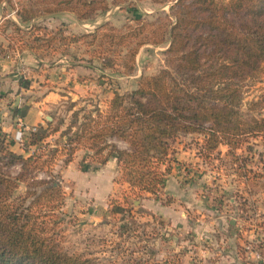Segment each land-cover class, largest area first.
Listing matches in <instances>:
<instances>
[{
    "label": "trees",
    "instance_id": "1",
    "mask_svg": "<svg viewBox=\"0 0 264 264\" xmlns=\"http://www.w3.org/2000/svg\"><path fill=\"white\" fill-rule=\"evenodd\" d=\"M148 1L157 9L128 16L125 31L104 22L96 25L94 17L112 6L133 13L142 0H0V32L19 50L45 47L54 52L58 40L66 51L82 41L104 66L124 58L121 63L132 69L142 45H167L166 67L141 74L134 89L114 92L104 107L74 109L78 100H69L64 129L62 119L46 120L47 126H38L23 145L26 152L35 147L29 155L12 152L0 140V264H99L69 254L56 231L66 194L54 166L59 161L66 168L78 150L84 149L94 163L105 164L114 156L118 181L137 197L163 187L172 143L182 136H198L202 146L197 154L208 160L217 158L220 144L226 145L227 157L241 172H249L237 150L247 136L264 132V116L243 117L241 94L243 83L264 64V0ZM62 13L93 28L70 37L35 23ZM3 165L18 166V171L4 172ZM39 172L45 176L38 177ZM20 183L26 189L17 194Z\"/></svg>",
    "mask_w": 264,
    "mask_h": 264
},
{
    "label": "rangeland",
    "instance_id": "2",
    "mask_svg": "<svg viewBox=\"0 0 264 264\" xmlns=\"http://www.w3.org/2000/svg\"><path fill=\"white\" fill-rule=\"evenodd\" d=\"M157 7L148 0H142L133 10V13L127 12V9L119 6H112L106 13L97 14L94 17V24L104 22L126 31L127 25L131 23L128 16H140L143 12L151 13ZM163 9L167 11L168 6L163 7ZM35 23L46 25L49 28H59L63 35L70 37L71 35H80L93 28L89 22H76L68 13L40 18ZM7 32L11 33V29L9 28ZM43 43V40L39 41V44L43 45ZM62 43L63 41H55V46L58 49L54 52L45 47L37 52H31L40 63L42 60L44 63H53L62 59V61L67 60L70 67L80 65L87 74L78 75L76 78L77 80L88 79L89 88L83 92L81 90L71 92L63 104L58 106L56 121L63 119V117L68 121L71 114V111H68L69 100H78L74 109L81 106L90 109L93 104L104 107L114 92L122 94L134 89L141 74H155L166 67L164 50L167 45L165 43L142 45L135 56L132 69L121 63L124 58H116L115 64L111 67L104 66L103 59L92 54L91 49L93 47H87L82 41L70 44V48L66 51ZM12 49L19 50L14 47ZM125 52L126 48H123V53ZM241 99L243 117L264 116V64L254 77L243 83ZM251 102L258 104L250 105ZM53 111L52 108L48 113ZM196 138H198L196 135L177 138L172 143V151H177V148H191ZM245 141H247L243 144L245 147L243 154L244 160L246 159L245 164L253 163L254 160L251 159L256 157L255 161L261 165V171L264 173V132L256 138L247 136ZM78 156L81 157L79 158L81 161L76 167L71 168L67 181L62 178L61 172L64 168H60L61 163L57 161L54 166L55 173L60 172L59 181L66 194L62 208L64 214L61 216L63 219L57 225L56 230L64 249L69 254L93 258L99 264H183L182 254L190 244L196 243L194 238H191L190 234H180L174 227L165 229V220L147 212L143 204L149 202L145 200L144 196L132 195L127 184L118 181L119 174L117 171H114L113 174L112 170H105L107 167H104V164L94 163L86 159L84 149ZM210 159L203 158L208 163L206 168H210V166L214 168L213 174L216 175L217 172L223 174L224 171L230 169L228 159L225 158L226 160L221 161L214 158ZM183 161L182 165L189 172L203 169V164L198 167L196 166L198 163ZM200 163L202 162L200 161ZM246 169L249 168L246 167ZM2 170L15 174L18 171V166L7 167L3 165ZM37 175L43 177L45 173L39 172ZM259 186L263 188L262 184ZM25 189V184L20 183L17 194H22ZM163 200L167 204L173 202L172 197H165ZM100 208L106 209L107 212L103 221L97 218V214H93L97 211L98 215L101 216Z\"/></svg>",
    "mask_w": 264,
    "mask_h": 264
},
{
    "label": "crops",
    "instance_id": "3",
    "mask_svg": "<svg viewBox=\"0 0 264 264\" xmlns=\"http://www.w3.org/2000/svg\"><path fill=\"white\" fill-rule=\"evenodd\" d=\"M2 22L1 15L0 24ZM85 74L80 65L68 66L67 60L59 59L53 63L42 60L40 63L27 49L13 50L0 32V140L7 143L12 152L29 155L33 147L29 146L26 152L24 144L14 138L16 131L23 125L46 127V120L51 121L53 115V123H56L57 108L70 93L88 90V79L76 78ZM52 108L54 111L48 113ZM62 120L61 130L67 123L64 117ZM58 136L59 132L48 137L47 141L52 142ZM195 140L191 148L172 151L171 170L165 183L157 194H143L149 202L143 204L144 208L165 220V229L174 227L180 234H190L194 238L196 243L190 244L182 254L183 264H264V261L245 260L238 253V246L255 231L264 236V177L259 175L263 172L261 165L253 157V163L245 164L249 172H241L236 163L227 157V146L220 144L217 149L219 155L212 158L220 161L228 159L230 169L215 175L214 168H206L208 163L196 153L202 146L201 139ZM244 151V146L237 150L242 156ZM80 152L82 149L75 153L73 160L61 172L66 181L71 168L81 161ZM183 160L198 163V167L203 164V169L189 172L182 165ZM104 167L114 174L118 168L116 158L110 157ZM261 184L263 188L259 186ZM165 197H172L173 202L164 203ZM105 210L100 208L101 216L97 211L93 214L103 221L107 213Z\"/></svg>",
    "mask_w": 264,
    "mask_h": 264
},
{
    "label": "built area",
    "instance_id": "4",
    "mask_svg": "<svg viewBox=\"0 0 264 264\" xmlns=\"http://www.w3.org/2000/svg\"><path fill=\"white\" fill-rule=\"evenodd\" d=\"M36 131L37 127H26L23 125L16 131L14 138L24 144L30 133ZM241 227L242 225L239 228ZM238 253L245 260L264 261V236L260 232L255 231L238 246Z\"/></svg>",
    "mask_w": 264,
    "mask_h": 264
},
{
    "label": "water",
    "instance_id": "5",
    "mask_svg": "<svg viewBox=\"0 0 264 264\" xmlns=\"http://www.w3.org/2000/svg\"><path fill=\"white\" fill-rule=\"evenodd\" d=\"M49 118V117H48Z\"/></svg>",
    "mask_w": 264,
    "mask_h": 264
}]
</instances>
